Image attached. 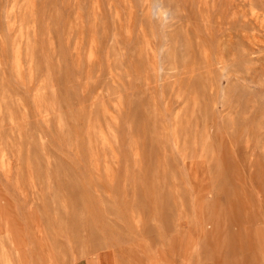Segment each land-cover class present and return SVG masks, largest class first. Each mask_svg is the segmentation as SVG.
Instances as JSON below:
<instances>
[{
	"label": "rangeland",
	"instance_id": "1",
	"mask_svg": "<svg viewBox=\"0 0 264 264\" xmlns=\"http://www.w3.org/2000/svg\"><path fill=\"white\" fill-rule=\"evenodd\" d=\"M0 264H264V0H0Z\"/></svg>",
	"mask_w": 264,
	"mask_h": 264
}]
</instances>
